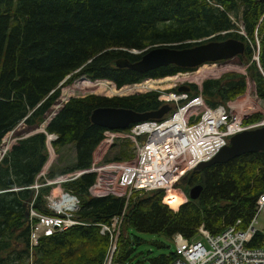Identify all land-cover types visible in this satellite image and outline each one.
<instances>
[{"label":"trees","instance_id":"trees-1","mask_svg":"<svg viewBox=\"0 0 264 264\" xmlns=\"http://www.w3.org/2000/svg\"><path fill=\"white\" fill-rule=\"evenodd\" d=\"M239 29L242 34L237 33ZM229 38L244 45L242 55L231 60L245 66V75L224 73L202 81L199 89L184 84L188 96L199 94L210 108L224 106L243 95L248 80L254 102L263 106L264 2L0 0V149L10 133L16 138L0 158V264H24L26 259L29 227L24 212L34 194L30 187L47 160L46 136H55L50 142L54 152L73 147L72 165L57 175L88 169L106 131L90 123L92 110L115 107L137 113L155 111L161 106L156 100L160 91L143 84L185 76L196 69L168 65L137 73L115 67V61H136L139 56L128 52L149 47L183 48ZM255 40L258 67L250 62ZM80 76L90 82L103 81L112 88L110 92L125 96L69 97L52 112L60 88ZM165 91L175 92L176 88ZM261 118L255 113L244 118L243 124ZM128 147L126 143L119 145L112 161L131 159ZM57 175L48 172L45 178ZM94 178L93 173H84L60 185L78 200L74 217L80 225L41 237L32 264H101L107 238L99 235L98 225L120 214L123 218L114 255L118 264L129 261L130 245L136 244L129 239V230L169 240L179 234L190 240L199 226L212 236L236 221L237 228L244 229L254 214L257 197L264 192V152L240 155L191 172L179 186L187 191L198 185L200 193L175 211L163 203L164 193L160 191L136 192L127 200L114 195L93 197L88 189ZM50 189L38 188L33 202L36 212L49 215L43 197ZM259 246L258 234L247 248ZM174 257V253L160 256L150 264H169Z\"/></svg>","mask_w":264,"mask_h":264},{"label":"built area","instance_id":"built-area-1","mask_svg":"<svg viewBox=\"0 0 264 264\" xmlns=\"http://www.w3.org/2000/svg\"><path fill=\"white\" fill-rule=\"evenodd\" d=\"M255 47L251 60L258 67L256 40ZM156 100L161 105L167 104L171 108L164 118L134 124L131 132L125 135L103 132V138L106 135L128 138L133 144V151L132 158L128 161H110L108 164L95 168L92 165L89 168V172L95 173L89 191L94 190L93 193L97 197L115 195L116 190H121L120 196L125 200L136 192L172 191L173 186L178 184L184 175L199 163L209 161L227 144L230 137L245 130L264 127V113L259 122L243 124L244 118L256 113L251 110L246 112V109H251L252 105L258 106L254 100L249 106H245L246 100L237 99L227 102L224 106L217 105L210 108L204 104L199 94L189 97L188 92L177 91L160 92ZM46 137L50 141L55 139L53 135ZM6 141L7 138L5 143ZM5 143L3 153V147L0 149V158L7 149ZM106 172L107 177L99 176L100 173ZM83 173L72 172L54 179H47L41 173L43 183L34 182L30 187L34 194L26 211L29 227L28 264H31L33 252L41 237L80 225L74 217L78 211V200L62 190L60 185L72 181ZM109 178H111L110 183ZM48 186L51 189L43 197V207L49 215L33 209L38 188ZM55 188L59 191L53 193ZM97 191L102 193L97 194ZM184 200L186 202V199ZM261 211H264V192L257 197L254 214L244 229H238L239 221H236L232 226L213 236L202 226L197 228L194 237L190 240L174 234L170 241L173 243L175 257L169 264H264V226L260 230L255 228L256 219ZM122 218L123 214H120L111 218L107 224L98 225L99 235L107 238V248L101 264H118L114 262V255ZM258 234L260 246L247 248Z\"/></svg>","mask_w":264,"mask_h":264},{"label":"rangeland","instance_id":"rangeland-1","mask_svg":"<svg viewBox=\"0 0 264 264\" xmlns=\"http://www.w3.org/2000/svg\"><path fill=\"white\" fill-rule=\"evenodd\" d=\"M238 14H239V11H238ZM236 26L241 29V27H239V24H236ZM240 29L239 31H237V33L242 34ZM250 62H252L251 58H250ZM236 63H237V60L234 59V60H229L225 63L205 64V65H202L196 68L193 72H190L188 75L177 76L176 78H171L168 80L164 79V80H159L155 82H148L146 83V85L160 92H167L165 90L176 88L177 86L184 85V84L185 85L194 84L199 89L202 81L207 80V79H215L217 76L219 77L220 75L224 73L231 72L235 74L245 75V66H239V65H236ZM97 82L98 81L90 82L85 77L80 76V77L75 78L70 85L61 87L58 102L56 105L52 107L51 109L52 112L56 111L58 107L62 103H64L65 100L68 99L69 97H83V96L90 95V94L105 96V97L125 96L124 94L116 92V91L110 92L112 88L109 86H106L105 82L103 81H100L98 83ZM104 87H105V91H102ZM141 92H143V90H141ZM126 95H129V94H126ZM244 100L247 101L245 103V106H249L253 100L252 84L248 80L245 81V91L243 95L239 96L238 98V101H244ZM249 110L256 111V113L261 114L262 116V113H264V105L263 106L259 105L257 107L252 105L251 109L249 108L246 109V112H248ZM115 133H119V132L115 131ZM51 138L53 139L52 136ZM104 138L107 140H110L108 142L109 145H106L105 143H101L99 146L96 147L91 157L92 161L90 163V167L93 165L95 168L101 165L108 164L110 161H112L113 158L117 157L118 152L120 150L119 145H122L125 143L129 145L127 149L128 154H132L133 144L128 138L124 139L119 136L110 137V135H106ZM15 140L16 138H14L13 134L12 136L8 135L7 141L5 143V145H7V148ZM50 142H51L50 139H47L46 137L45 147H46V153H47V160L45 164L43 165L40 173L36 176L37 183H39V180L42 179V177L40 176L41 173L43 174L44 177L48 172L54 175H57L63 170L70 168L74 160V151H73L72 145L65 146L59 149L57 152H54V150L50 146ZM3 151H4V147H3L2 153ZM120 162H124V161H120ZM74 172H78V171H74ZM69 173L70 172L62 174V175H57L54 178H58L60 176H67L66 174H69ZM93 174L95 175V173ZM99 176L101 178H105L108 176V174L107 172L100 173ZM110 179L111 178L108 179L109 183H110ZM115 192L121 194V190H116ZM172 192H174L177 195L178 199L187 200L186 191L183 190L179 185L175 187L172 190ZM101 193H102L101 191H97V194H101ZM88 194L93 197H97L96 195H93V193L89 191V189H88ZM183 200H182V203H183ZM263 226H264V211H261L256 219L255 228L260 230L263 228ZM128 234H129V239L135 242L136 244L130 245L131 254L129 256V261H126L125 264H150L151 260L156 259L160 256H168L174 251L173 243L168 238L163 237L161 235H149V234H144V233H137L133 230H129ZM202 243L204 244L203 240H202ZM33 260H34V256L32 258L31 264ZM11 264H16V263H11ZM24 264H28V256H26V259L24 260Z\"/></svg>","mask_w":264,"mask_h":264},{"label":"water","instance_id":"water-1","mask_svg":"<svg viewBox=\"0 0 264 264\" xmlns=\"http://www.w3.org/2000/svg\"><path fill=\"white\" fill-rule=\"evenodd\" d=\"M264 2V0H256ZM150 48V47H149ZM146 48L140 52L131 51L129 54L138 55V60L129 62L127 59L115 61L117 68H126L137 73H144L159 67L172 65L178 68H198L205 64L225 63L244 51L242 42L235 39L223 41L198 42L191 47L177 48L168 45H159L154 48ZM177 92H188V87L180 85L176 87ZM167 104L161 105L157 110L137 113L129 109L115 107H100L91 111L89 121L92 125L105 129L106 131H121L128 126L148 120H160L170 112ZM264 152V127L245 130L228 139L225 146L207 162L199 163L194 169L184 175L177 185H184L186 178L193 171H199L212 164L228 162L240 155ZM201 187L195 185L186 191V198L189 201L197 199ZM24 219H27V212H24Z\"/></svg>","mask_w":264,"mask_h":264},{"label":"bare ground","instance_id":"bare-ground-1","mask_svg":"<svg viewBox=\"0 0 264 264\" xmlns=\"http://www.w3.org/2000/svg\"><path fill=\"white\" fill-rule=\"evenodd\" d=\"M154 48V47H153ZM151 49V48H150ZM257 128V127H256ZM133 129V126L132 125H130V126H128L127 127V129H125V130H121V131H118L120 134H128L129 132H131V130ZM254 129V128H253ZM101 143H105L106 145H109V143H108V141L106 140V139H102V141H101ZM100 143V144H101ZM99 144V145H100ZM82 172H84V173H91V172H89V168L88 169H85V170H82ZM184 198V197H183ZM182 200L183 199H178V197H177V195L174 193V192H172V191H167V192H165L164 193V197H163V203L165 204V205H167L171 210H173V211H175V210H177V207L180 205V204H182ZM185 201L183 200V203H184Z\"/></svg>","mask_w":264,"mask_h":264},{"label":"crops","instance_id":"crops-1","mask_svg":"<svg viewBox=\"0 0 264 264\" xmlns=\"http://www.w3.org/2000/svg\"><path fill=\"white\" fill-rule=\"evenodd\" d=\"M218 77V76H217ZM216 77V78H217ZM239 97H237L236 99H234V100H237ZM59 191V189L58 188H55L54 190H53V193H56V192H58ZM92 193L94 192V190H92L91 191ZM93 195H94V193H93ZM115 196H120V193H117V192H115ZM183 204V203H182ZM181 205V204H180Z\"/></svg>","mask_w":264,"mask_h":264}]
</instances>
